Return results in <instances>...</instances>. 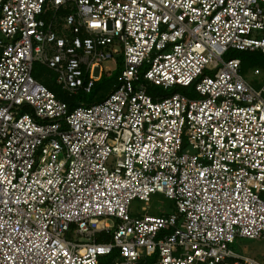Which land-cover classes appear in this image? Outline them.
Segmentation results:
<instances>
[{
	"label": "built area",
	"instance_id": "2783aa9c",
	"mask_svg": "<svg viewBox=\"0 0 264 264\" xmlns=\"http://www.w3.org/2000/svg\"><path fill=\"white\" fill-rule=\"evenodd\" d=\"M235 49L264 55V0H0V264H264L232 247L264 239V82ZM110 60L72 111L33 74L87 94ZM154 193L174 211L134 213Z\"/></svg>",
	"mask_w": 264,
	"mask_h": 264
},
{
	"label": "rangeland",
	"instance_id": "374dc122",
	"mask_svg": "<svg viewBox=\"0 0 264 264\" xmlns=\"http://www.w3.org/2000/svg\"><path fill=\"white\" fill-rule=\"evenodd\" d=\"M250 53H247L244 55L247 56ZM106 69L105 77L106 81H102L98 85V94L100 93H108L113 88L106 87L110 83L113 82L115 74H116V62L114 60H110L106 63H104ZM259 68L261 70L260 75L254 74V69ZM243 75L256 87H260L264 82V59L260 58L257 60L256 58L252 56H248L246 60L244 59L243 68H242ZM35 74L38 76V80L41 83H50L55 90H61V87L56 82V74L43 66L40 63L35 64ZM46 85V84H45ZM53 90V89H52ZM56 92V91H55ZM63 92V91H62ZM83 94H86L84 92H81ZM90 93H87L86 95L90 96ZM147 209L146 212L142 211V209ZM132 210L134 213H148L150 215H160V214H166L174 211V201L167 198L162 193H154L151 196V201H141L139 199H134L132 202ZM232 247L238 251L243 252L246 254H249L251 256L256 257L260 261L264 263V239H258V240H250V239H237L233 244ZM149 261H151V258H149ZM102 264H111V261L108 257H105L103 259Z\"/></svg>",
	"mask_w": 264,
	"mask_h": 264
},
{
	"label": "trees",
	"instance_id": "16d2710c",
	"mask_svg": "<svg viewBox=\"0 0 264 264\" xmlns=\"http://www.w3.org/2000/svg\"><path fill=\"white\" fill-rule=\"evenodd\" d=\"M247 53H250L248 54L247 56L244 57L245 54ZM248 56H252L254 58H256L257 60H259L260 58H263L264 59V55H262L261 53H258V52H250V51H244V50H230L227 52L226 54V57L227 58H232V57H237V58H240L241 61H242V68H243V63H244V59L246 60V58ZM121 70H122V62L120 63V65L118 66L117 70H116V74H115V77H114V80L112 83H110L108 86L106 87H110V88H114V85L116 84L117 80H118V76L120 75L121 73ZM33 74L36 78H38V76L35 74V67H34V70H33ZM106 79L105 76H103L101 78V80H99L96 84V86L94 87L93 91L91 92L90 96L86 95V94H83L81 92L79 93H76V94H72L70 95L69 93L67 92H63L59 89V90H55L53 88V86L46 82L45 84L50 87L51 89H53V91H56V94L59 98L63 99L64 101H66L68 104H69V110L72 111L73 109H75L78 105H90L94 102H99V101H102L106 95L109 93H100L98 94V85L104 81ZM106 81V80H105ZM175 91H180L182 93H185V94H188L190 96H197L196 93L193 91L192 88H189V87H176V88H173L171 90H167V91H163L161 87L159 86H150V89H149V93H152V92H164L163 95H169ZM98 241H106L109 239V237L105 236L104 234H100L98 237H97ZM105 257H108L110 259L111 262H113L115 260V254H112V255H107V256H104L100 259V264H102L103 262V259Z\"/></svg>",
	"mask_w": 264,
	"mask_h": 264
}]
</instances>
